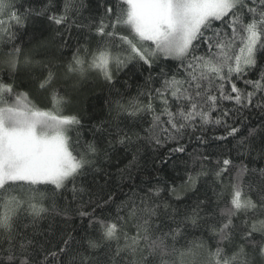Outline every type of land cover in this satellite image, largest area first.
<instances>
[{
	"label": "snow or ice",
	"instance_id": "snow-or-ice-1",
	"mask_svg": "<svg viewBox=\"0 0 264 264\" xmlns=\"http://www.w3.org/2000/svg\"><path fill=\"white\" fill-rule=\"evenodd\" d=\"M104 2L108 6L94 25V34L99 38L96 46L78 47L63 72L65 76L84 77L98 71L111 83L113 65L119 72L133 61L142 62L149 70L160 60L179 61L171 75L161 68L159 87L146 82L147 91L139 94L146 97V102L139 96L126 103L115 101L117 114L132 120L151 117L149 127L144 129L146 138L157 145L176 140L178 147L172 151L184 152L177 137L186 132L194 133L214 124L225 128V135L216 139L234 138L240 132L237 114L254 108L264 112V66L258 60V54L264 52V0H115L114 5L109 0ZM82 7L77 6L76 0H64L59 11H51L53 5L48 4L37 15L47 14L50 23L58 28L66 26L65 30L70 31L73 26L85 27L75 19ZM32 11L26 8L20 12L12 0H0V39L14 40L13 22L22 27ZM121 28H126L127 34ZM202 46H206L203 51ZM20 51L14 48L13 54L2 61L11 73L18 68ZM44 67L47 74L39 80L42 90L50 89L57 75L51 67ZM256 70L258 78H248ZM147 79L151 81V75ZM50 101L51 110H41L27 93L18 92L14 83L0 81V264H53L69 248L70 241L65 240L62 247L46 251L41 259L34 238L25 231L29 225L21 220L25 205L33 222L45 211L37 200V195L41 200L45 196L37 193L38 185H52L58 191L73 182V194L82 191L76 188L75 177L97 152L95 144L86 143L82 151L74 154L69 133L81 120L62 114L61 106L66 100L55 89ZM224 102L232 107H226ZM255 132L256 129H249L248 135ZM197 139L203 142V137ZM246 139L239 141L241 147ZM130 141L125 133L118 142ZM202 160L212 163L208 157ZM232 166L229 158L215 162L214 176L221 185ZM205 167L202 162L200 171L189 175L187 183L195 186L200 176L208 175ZM247 171L242 166L229 177L224 185L226 207L218 220L207 225L215 247L202 239L189 241L181 248L175 246L183 230L198 228L204 221L200 215L203 201L167 232L159 224L154 226L160 208L159 204L153 206L152 201V197H159L157 188L150 189L139 203L132 200L122 205L125 215L98 221L100 240H88L87 248L95 250L100 241H115L112 264H264V188L258 190L256 198L250 194L251 188L246 192L243 176ZM219 197L225 198L223 190ZM80 215L89 213L81 211ZM241 217V224L237 225L236 220ZM77 260L78 264H90L84 256L73 257L70 264H77Z\"/></svg>",
	"mask_w": 264,
	"mask_h": 264
},
{
	"label": "trees",
	"instance_id": "trees-1",
	"mask_svg": "<svg viewBox=\"0 0 264 264\" xmlns=\"http://www.w3.org/2000/svg\"><path fill=\"white\" fill-rule=\"evenodd\" d=\"M12 2L20 12L26 8L33 11L22 27L15 26L13 22L14 40L0 39V81L14 83L16 90L27 93L31 102L41 110H51L50 93L55 89L66 100L61 106L62 114L75 115L81 120V124L69 133L74 154L82 151L86 143H93L97 148L95 155L89 157L90 163L75 177V186L82 191L74 195L73 182H68L65 188L58 191L52 185H38L37 193L45 196L41 200L37 195V200L45 211L33 222L27 205L22 209L21 220L29 225L25 231L34 238L40 258L46 251H56L65 240H69L67 253L53 264H70L71 259L78 256L86 257L90 264H112L110 257L117 246L115 241H100V247L95 250L87 248L88 240H100L98 221L113 220L117 214L125 215L126 209L121 210L122 205L132 200L139 203L141 197L148 196L150 189L157 188L160 189L159 197H152V201L153 206L159 204L160 208L154 226L159 224L161 230L167 232L203 201L200 215L204 221L198 228L183 230L175 246L181 248L189 241L202 239L215 247L207 225L218 220L226 207L227 189L224 185H227L229 177L243 166L248 169L243 176L245 191L251 188L250 194L256 198L258 190L264 188V175L261 174L264 170V112L254 108L237 114L236 124L240 132L234 138L216 139L225 135V128L211 124L203 130L188 131L177 137L179 145L185 148L184 152L172 151L178 147L176 140L157 145L146 138L144 132L151 123V117L146 115L132 120L124 114H117L115 101L126 103L138 97L140 92L147 91L144 87L146 82L152 87H159L161 68L171 75L179 61L160 60L151 70L142 62L133 61L119 72L113 65L114 79L111 83L104 80L98 71H91L84 77L65 76L63 66L78 47L86 44L96 46L99 38L94 34V25L104 15L108 4L104 0H76L77 6L83 7L75 19L85 27L73 26L66 31V26L58 28L50 23L47 14L37 15L48 4L53 5L51 11H59L64 0ZM109 2L115 4V0ZM120 31L127 34L128 30L121 28ZM14 48L21 51L18 68L11 73L2 61L13 54ZM205 48L202 46L201 51ZM26 59L30 62L25 63ZM258 60L264 66V52L258 54ZM44 65L51 67L57 75L51 88L42 90L39 80L47 74ZM150 75L152 80L148 81ZM258 75L256 70L249 73L248 78H258ZM139 98L146 102V97ZM155 103L159 107V101ZM224 104L232 107L228 102ZM232 122L228 120L229 124ZM249 129H256L255 134L249 136ZM125 133L131 141L120 144L118 141ZM197 137H203V142ZM241 138H247L242 147L239 145ZM203 157H208L212 163L203 161ZM224 158L231 159L233 166L225 174L224 185H221L213 170L215 162ZM202 162L208 175L200 176L195 186L187 183L189 175L195 176L200 171ZM173 188L174 192L171 191ZM222 190L225 192L224 199L219 197ZM81 211L89 215L81 216ZM241 220L242 217L237 219L236 224L240 225Z\"/></svg>",
	"mask_w": 264,
	"mask_h": 264
}]
</instances>
